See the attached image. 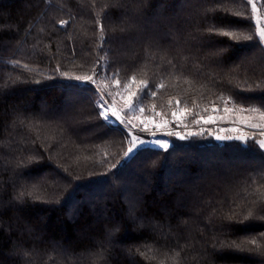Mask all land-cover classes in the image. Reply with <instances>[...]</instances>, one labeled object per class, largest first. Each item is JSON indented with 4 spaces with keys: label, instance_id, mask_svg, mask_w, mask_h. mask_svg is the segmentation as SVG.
Returning a JSON list of instances; mask_svg holds the SVG:
<instances>
[{
    "label": "trees",
    "instance_id": "trees-1",
    "mask_svg": "<svg viewBox=\"0 0 264 264\" xmlns=\"http://www.w3.org/2000/svg\"><path fill=\"white\" fill-rule=\"evenodd\" d=\"M257 18L264 0H0V264H264V128L205 120L264 113ZM133 125L168 147L125 157Z\"/></svg>",
    "mask_w": 264,
    "mask_h": 264
},
{
    "label": "rangeland",
    "instance_id": "rangeland-1",
    "mask_svg": "<svg viewBox=\"0 0 264 264\" xmlns=\"http://www.w3.org/2000/svg\"><path fill=\"white\" fill-rule=\"evenodd\" d=\"M257 20H259L257 22L258 23V25H257L258 30L259 29H264V21H262V20H260L258 18H257ZM113 110H115L117 112V108L115 106L109 105L108 106V115H109V119L108 120L112 121V122H118L119 123V121H120L119 117L111 115ZM118 113L120 115V110H119ZM225 114L224 115H215V116H211V117L209 116L205 120H206V122H212L213 123V122H216V121H221V120L227 119V120H230V121H235V123H237V124L244 125V126H246L248 128H251V130H262V128H264V115H262V113H260L258 111L251 110L249 112H238V113H235L234 116H231L229 114L225 115ZM120 117H121V115H120ZM147 122L150 123V124L151 123L154 124L152 120H147ZM231 126H233V125L230 124V127H229L230 129H231ZM134 129H135L134 127L128 129V133L131 135V138L132 137H138L139 140L145 142V143H143L141 145L147 144V145L156 147V146H160V145L156 144V141L167 142L164 139H161V136L169 135V129L170 128L155 129L154 130L155 132H153L155 134L151 135L149 138H145V137H141V136L136 135L135 133H133ZM223 130L224 129H221L222 134H220V136H218V137H222V136L225 135ZM152 136H153V138H152ZM262 141H264V135H261L260 138L258 139V142L260 143V145H261ZM169 143L170 142H167V144H169ZM141 145H139V146H141ZM251 163L252 164H256L255 161L251 162Z\"/></svg>",
    "mask_w": 264,
    "mask_h": 264
},
{
    "label": "snow or ice",
    "instance_id": "snow-or-ice-1",
    "mask_svg": "<svg viewBox=\"0 0 264 264\" xmlns=\"http://www.w3.org/2000/svg\"><path fill=\"white\" fill-rule=\"evenodd\" d=\"M248 3H252L253 0H247ZM253 9H255V4H253ZM239 15V14H237ZM61 25H64L66 24L67 22L66 21H63L61 20L59 22ZM101 31H103V28L101 26ZM125 29H121V31H124ZM209 33L211 34H215V35H222V36H227V37H230L231 39H233L234 41L236 42H239L241 40V37L236 35L235 33L233 32H228V31H221L219 29H216V28H212V29H209L208 30ZM258 37H259V40L258 42L261 43V44H264V29H259L258 33H257ZM244 39L246 40H252L253 37L252 36H247V37H244ZM65 75H67L65 73ZM114 75H118V73L114 74ZM76 80H79V81H92L93 77L92 76H76L75 77ZM132 81H135V76H133L131 78ZM115 84L116 85H119L120 84V81L117 79L115 80ZM141 84L143 85V87L141 89L138 90V92H143L144 88L147 87V83L145 81H141ZM127 86V85H126ZM160 87H163V84L160 85ZM138 92H132L130 93L128 99L126 100V103H125V107L129 110H131L133 107H134V99H139V96H138ZM153 96H155V93H152ZM103 108H104V111L101 112V115L104 117L105 120H108L109 119V115H108V107L106 105H101ZM227 110V109H226ZM140 111L142 112L143 109L141 108ZM112 116H117V112L115 110L112 111L111 113ZM173 115L175 116V113H173ZM262 115H264V113H262ZM123 123V121H121ZM130 123V122H129ZM133 127H135V125H133ZM147 126H145L146 128ZM145 143L144 141H141L138 139V137H132V140H131V146L127 149V151L124 153V156L127 157L129 156L131 153L134 152V150H137L139 145ZM156 144L157 145H160L161 147L163 148H167L168 147V144L167 142H161V141H156ZM261 146L264 147V141L261 142ZM21 197H23L24 193H21L20 194ZM252 244H255L256 241L253 240L251 241ZM243 244V242H241V244H237L235 241L232 242L231 245H229L230 247H235V248H239L241 247Z\"/></svg>",
    "mask_w": 264,
    "mask_h": 264
}]
</instances>
